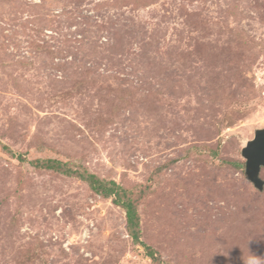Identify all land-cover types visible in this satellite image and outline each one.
<instances>
[{
	"label": "rangeland",
	"instance_id": "374dc122",
	"mask_svg": "<svg viewBox=\"0 0 264 264\" xmlns=\"http://www.w3.org/2000/svg\"><path fill=\"white\" fill-rule=\"evenodd\" d=\"M263 127L264 0H0V264H264Z\"/></svg>",
	"mask_w": 264,
	"mask_h": 264
},
{
	"label": "trees",
	"instance_id": "16d2710c",
	"mask_svg": "<svg viewBox=\"0 0 264 264\" xmlns=\"http://www.w3.org/2000/svg\"><path fill=\"white\" fill-rule=\"evenodd\" d=\"M37 164L44 166L45 168L48 169L59 170L62 168V163L59 160H55V159H46L44 161H40ZM85 178L89 182L92 190L95 191L96 193H100L104 196L117 195L118 197L116 198H119L120 196L119 191L122 192L123 194L125 193V191L114 181L105 182L99 179L98 177H96L94 174H90V173ZM117 202H119V200ZM122 207H124L126 211L127 228L130 232V235L134 240L138 241L139 219L136 208L130 200H126L124 202L122 201ZM148 254L150 256L153 255V251L149 247H148Z\"/></svg>",
	"mask_w": 264,
	"mask_h": 264
},
{
	"label": "water",
	"instance_id": "95a60500",
	"mask_svg": "<svg viewBox=\"0 0 264 264\" xmlns=\"http://www.w3.org/2000/svg\"><path fill=\"white\" fill-rule=\"evenodd\" d=\"M245 159V176L258 189L262 190L264 181L260 178L261 167H264V127L257 129L252 139L246 141L241 149Z\"/></svg>",
	"mask_w": 264,
	"mask_h": 264
}]
</instances>
